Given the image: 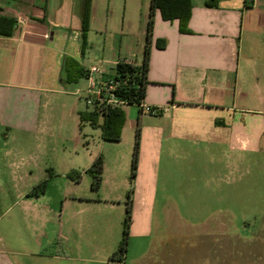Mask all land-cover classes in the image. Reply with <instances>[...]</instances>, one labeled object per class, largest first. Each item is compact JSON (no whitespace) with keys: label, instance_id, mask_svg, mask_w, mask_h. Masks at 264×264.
Masks as SVG:
<instances>
[{"label":"crops","instance_id":"0c3cea01","mask_svg":"<svg viewBox=\"0 0 264 264\" xmlns=\"http://www.w3.org/2000/svg\"><path fill=\"white\" fill-rule=\"evenodd\" d=\"M86 2L0 0V19L13 21V26L9 23L3 27L5 34L0 33V133L25 137L19 154L24 146L30 153L49 152V129L56 122L62 129L61 118L68 117L64 109L67 101L71 105L69 118L74 136L80 129L78 104L86 97L87 76L70 83L65 72L67 57L77 60L86 72L91 66L100 65L105 77L114 74L120 59L143 62L151 0H123L121 11L119 0H91L85 32ZM192 4L189 33L181 32L178 20L166 21L159 10L155 13L144 103L156 108L158 114H142L137 106L138 117L131 121L126 111L122 140L118 142L130 139L131 134H135L136 142L139 126L136 178L131 182L129 176L120 174V166L131 170L134 148L127 152L123 164L119 162L118 169L111 157L104 156L101 188L89 196V201L94 202V195H101L102 200L114 206V201L126 202L132 190V234L143 235L153 228L159 197L167 194L170 198L174 181L170 175L175 165L183 163L191 169L187 174L192 184L186 189L191 194L197 190L194 185H199L193 169H198L206 157L217 171L210 178H203L202 190L211 183L219 188L224 182L222 169H234L243 160L237 153L264 152V0H192ZM113 32L132 40L119 49H104L98 54L96 39ZM158 40L165 41L164 48L157 46ZM60 101L64 103L59 104ZM61 107L63 114L59 113ZM31 141L33 147L27 145ZM81 143L77 136L70 155L77 154L75 150ZM14 149H7L6 158ZM95 160L83 168L75 160L65 161L60 175L69 178L72 172H80L79 180L71 178L78 186L85 176H91L87 171ZM15 166L16 162L0 161V200L11 196L13 190L17 199L24 200L28 194L16 186L23 181L24 173ZM216 190L215 199L232 198L231 191L223 194ZM83 199L81 194H75L70 202L87 204L88 200ZM69 229L70 225L61 223L59 236ZM204 231L218 229L205 227ZM56 244L53 254H46L35 263L24 258L28 257L27 252L19 254L7 243L1 244L0 264H71L72 253L81 248L97 249L102 254L94 259L97 264H128L127 257L111 261L108 252L99 250L98 242L77 245L67 238ZM183 245L188 248L189 241ZM153 247L154 243H150L148 251L131 264L153 260L149 256Z\"/></svg>","mask_w":264,"mask_h":264},{"label":"rangeland","instance_id":"374dc122","mask_svg":"<svg viewBox=\"0 0 264 264\" xmlns=\"http://www.w3.org/2000/svg\"><path fill=\"white\" fill-rule=\"evenodd\" d=\"M119 4L121 11L123 0H119ZM114 32L102 34L96 39L94 46L98 54H102L104 49H119L122 44L132 40ZM67 104L68 107L64 109H67L68 117L61 118L62 129L58 122L49 129L47 145L50 147L47 153H30L32 151L24 146L19 154L25 137L13 132L0 133V161L16 162L18 168L14 169L24 173L21 174L23 181L16 186L28 193L27 199L26 196L24 200L17 199V193L13 190L11 196L0 200V245L7 243L19 254L27 252L28 257L24 258L30 263L41 260L46 254H53L60 239L68 238L76 244L98 242L99 250L108 252L111 257L123 238L127 200L114 201L115 205L112 206V202L106 203L101 195L95 194L94 202H90L89 196L93 191L91 176H85L77 186L70 176L60 175V166L65 161L75 160L83 168L92 159L102 157L104 160L106 156L113 159L118 169L127 160V152L134 148L135 134H131L130 139L126 137L120 144L105 142L102 128L86 122L74 136V125L70 124L69 118L71 105L69 101ZM87 108L85 99L80 100L78 111L83 112ZM65 110L61 107L59 113L63 114ZM126 111L131 121L136 120V105L127 106ZM77 136L82 143L75 150L77 154L72 152L70 155ZM28 144L34 145L32 141ZM7 149H14V154L8 158ZM237 155L243 160L234 169H222L224 182L219 184V188L211 183L209 188L202 190L205 179L213 176L217 169L208 157L200 161V167L193 169L199 185H194L197 190L191 194L186 191L192 184L187 174L191 169L183 163L175 165L170 175L174 180L170 198L166 197L167 194L159 197L153 228L143 235L129 234L128 264L148 251L150 243L155 245L149 255L157 262L155 264H264V152ZM120 174L130 178L131 170H123V166H120ZM163 176L164 172L161 178ZM216 189L223 194L231 191L232 198L215 199ZM75 194H81L83 200H88L85 201L87 204H71L70 199ZM61 223L70 225L69 232L63 231L62 237L59 236ZM205 227L218 231L205 232ZM185 230L189 232V238ZM187 241L188 248L183 245ZM48 242L51 244L47 245ZM100 257L102 254L97 249L81 248L72 253L71 264H97L94 259ZM153 260L145 264H152Z\"/></svg>","mask_w":264,"mask_h":264},{"label":"trees","instance_id":"16d2710c","mask_svg":"<svg viewBox=\"0 0 264 264\" xmlns=\"http://www.w3.org/2000/svg\"><path fill=\"white\" fill-rule=\"evenodd\" d=\"M192 9V0H151L145 36L143 62L141 64L119 62L114 68V74L110 76L118 84L117 91L115 92L116 97L125 101L127 106L136 105L140 108L142 113L141 106L144 103L147 86L149 84L148 72L156 11L159 10L163 19L166 21L178 20L180 22L181 32L189 33L190 30L188 28V23L191 18ZM90 13L91 0H87L84 21L85 32L88 30ZM9 23L13 26L12 20L4 17L0 19L1 34H5L3 27ZM157 46L159 48H164L165 41L158 40ZM65 72L67 73V80L70 83L77 82L80 78L86 75V71L81 67L79 62L71 57H67L65 60ZM126 119V108L120 106L96 104L93 108L88 107L86 111L79 112L80 129L86 122H89L92 126H100L102 128V138L105 142L118 143L122 140ZM139 145L140 128L138 126L132 157L131 182L134 181L137 176ZM103 168V159L102 157H98L87 171L92 177V190L95 192L99 191L101 188ZM69 176L73 180H79L81 178V173L74 171ZM131 225L132 190L129 192L126 202V218L124 220L123 238L118 249L110 257L111 261H123L126 257Z\"/></svg>","mask_w":264,"mask_h":264},{"label":"built area","instance_id":"2783aa9c","mask_svg":"<svg viewBox=\"0 0 264 264\" xmlns=\"http://www.w3.org/2000/svg\"><path fill=\"white\" fill-rule=\"evenodd\" d=\"M133 63L128 59H120L116 62ZM87 88L85 90L86 97L85 101L88 107L93 108L96 104L98 105H113L126 108L127 104L125 101L120 100L116 97L115 92L117 91L118 84L111 77H105L104 71L100 65L91 66L87 72ZM142 114L157 115L158 110L145 103L142 104Z\"/></svg>","mask_w":264,"mask_h":264}]
</instances>
